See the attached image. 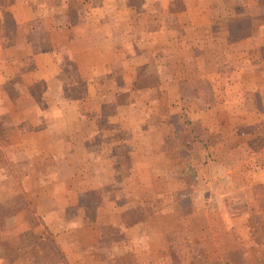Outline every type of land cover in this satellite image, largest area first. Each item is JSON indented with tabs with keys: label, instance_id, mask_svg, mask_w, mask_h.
Here are the masks:
<instances>
[{
	"label": "crops",
	"instance_id": "1",
	"mask_svg": "<svg viewBox=\"0 0 264 264\" xmlns=\"http://www.w3.org/2000/svg\"><path fill=\"white\" fill-rule=\"evenodd\" d=\"M172 61L180 69L164 71ZM245 93L264 111V0H0V264H110L106 247L142 253L164 232V198L188 187V173L215 183L235 173L264 189V163L210 172L211 150L257 124L239 116ZM176 111L205 134L173 144ZM175 155L187 160L174 166ZM250 216L231 214L235 240L251 238ZM262 239L244 241L247 264H264Z\"/></svg>",
	"mask_w": 264,
	"mask_h": 264
},
{
	"label": "rangeland",
	"instance_id": "2",
	"mask_svg": "<svg viewBox=\"0 0 264 264\" xmlns=\"http://www.w3.org/2000/svg\"><path fill=\"white\" fill-rule=\"evenodd\" d=\"M186 43L188 42L185 41V44ZM186 46L187 45L184 47ZM178 52L179 53L176 55H178V57L182 55L181 59L184 61L191 57L190 53H188V49L184 48L183 50L180 47ZM173 53L175 54L176 50ZM203 57H207L210 61V55L205 54ZM193 64L194 63L190 61H186L182 63V66H186V69H189L188 71L190 73H195L194 75L197 74L198 76V70L196 71ZM178 65L179 63L176 61H172L169 63L168 67H165L164 71L180 69ZM208 65L206 68H203L209 73L211 69ZM144 69L148 70L149 73L151 71L150 67ZM152 80L154 81V78H151L150 76L145 77L143 78L142 84H151L153 82ZM199 86L202 89V97H206V100L207 87L205 84H199ZM225 96L226 98H232V95L229 93ZM248 96L249 94L246 93L242 96L244 99L242 100L244 109L238 110L239 116L242 117L245 115V117L252 120L256 119L257 124L240 126L237 128L236 135L234 133L233 137L227 136L228 139L230 137L232 138V143L228 144V149L225 147L220 148L217 144L216 147L219 148L218 152L215 153L214 148L211 150L214 155L209 161L210 165H212L210 172L214 171V173H216L218 170L222 171L219 164L226 166L234 164V166H238L241 163L240 160H244L250 170L247 173L250 174L252 170L256 171V169L260 168L264 163V111L254 108L257 102L255 103L254 98L251 99ZM182 114L180 111H176L171 114L172 117H169V121L174 122L176 128H181V133L178 134L179 138L172 139V143L175 145L180 144L181 141L183 143V141L192 133H200V135L205 134V128H199L197 124L192 126L188 125L184 121V116ZM2 127V121H0V130H2ZM207 130L209 132V129H206V131ZM182 137H184L183 140ZM230 148L235 150L239 148L241 157L240 155L236 156V153L233 155L229 150ZM247 149L252 151H249V154L252 153V156H248L247 154L246 157L244 152H246ZM259 150H261V153H256ZM186 160L187 158L182 157L181 155L180 157L175 155V157L170 158L169 162L174 164V166H181ZM189 162L196 165L195 168L196 170L199 169L200 175H202L201 172L203 171V175L206 178L210 176L205 173L207 162L201 163V160L196 159H191ZM205 180L206 179L203 176H194L190 173L185 174L183 182L184 185L188 187L184 190L175 191V195L172 199L170 197L164 198L165 203L170 201L168 203L169 205L164 206V208L166 210L171 209V214H166L164 232L160 235L148 238V245L142 253H134L127 249V253L116 252L110 255L109 250H107L108 248H104V258L108 259L106 263L146 264L150 261L159 260L164 261L165 264H247L248 254L245 256V253H242V250L245 251L247 249V239L248 242H255L259 245L261 241H263L262 238L264 236V219L262 218V213L257 212V210H261V206L253 205L250 201L256 199L258 200L257 202L261 201L260 205H263L264 189L261 186H256L255 188H252L251 185L246 186L245 182L248 181V178L245 180L244 176L235 173H229L228 178L224 176V178L218 183L207 178L206 182L208 181V183L204 185L202 183ZM89 200L90 202H94L95 195H90ZM161 202H163V198L151 201L145 206V209L142 207L143 210H139L140 214L144 215L146 209H150L151 203L156 207H160ZM239 203H244V205ZM90 207V211H92L93 204ZM247 209L251 210V216L247 218L248 221L246 224V226H250L249 235L251 238H246L245 234V236L242 237L246 242L241 239V241L238 239L235 240L232 234L233 231L228 230V219L231 214ZM129 214H133V212H128L127 215ZM10 239L11 241L14 240V238ZM29 241L31 242L32 240L29 239ZM16 243L17 242L15 241V244ZM105 244H108L107 241ZM150 245L153 246L151 252V248H148ZM127 247L130 248L128 242L125 241L124 248ZM156 247H159V249H162L163 247V253L156 254L154 252ZM135 249L138 251L139 248ZM11 254L15 257L14 253ZM50 256H53V259L60 258V253H55Z\"/></svg>",
	"mask_w": 264,
	"mask_h": 264
}]
</instances>
